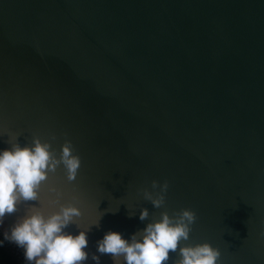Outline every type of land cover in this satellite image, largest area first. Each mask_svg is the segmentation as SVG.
Returning <instances> with one entry per match:
<instances>
[{
	"label": "water",
	"instance_id": "1",
	"mask_svg": "<svg viewBox=\"0 0 264 264\" xmlns=\"http://www.w3.org/2000/svg\"><path fill=\"white\" fill-rule=\"evenodd\" d=\"M34 137L57 158L71 141L81 167L5 218L21 260L5 233L27 206L57 211L53 188L81 212L65 231L90 228L85 264H113L96 252L106 232L182 209L197 220L180 247L264 264V0H0V151ZM152 181L169 185L159 209Z\"/></svg>",
	"mask_w": 264,
	"mask_h": 264
},
{
	"label": "clouds",
	"instance_id": "2",
	"mask_svg": "<svg viewBox=\"0 0 264 264\" xmlns=\"http://www.w3.org/2000/svg\"><path fill=\"white\" fill-rule=\"evenodd\" d=\"M54 139V137H53ZM10 147L0 151V226L5 218L20 211L21 205L30 201L40 204L41 185L48 180L49 173L63 167L66 180L73 182L81 167L80 157L74 154L69 140L60 146L59 157L48 142L34 137L31 145L21 147L17 142H8ZM168 182H151L153 192L143 190V198L155 209L165 204ZM159 188V191L155 190ZM56 195L49 200V206L58 205V210L45 214L41 207L27 206L5 233V240L23 249L26 264H85L89 253L87 231H79L73 236L65 229L76 224L80 210L72 204H61V194L50 188ZM132 214H129L131 218ZM149 217L147 209L141 208L139 220ZM197 215L193 210L182 209L170 217L160 213L158 221L150 222L142 231L124 239L118 232L108 231L96 242V252L109 254L113 264H168L169 253H177L173 264H217L218 249L208 243L180 247L181 241H188L191 226ZM98 226V225H96ZM94 264H100L99 255H91Z\"/></svg>",
	"mask_w": 264,
	"mask_h": 264
},
{
	"label": "trees",
	"instance_id": "3",
	"mask_svg": "<svg viewBox=\"0 0 264 264\" xmlns=\"http://www.w3.org/2000/svg\"><path fill=\"white\" fill-rule=\"evenodd\" d=\"M0 264H26V261L21 260L7 243L0 239Z\"/></svg>",
	"mask_w": 264,
	"mask_h": 264
}]
</instances>
